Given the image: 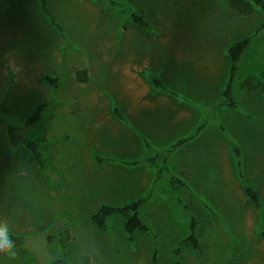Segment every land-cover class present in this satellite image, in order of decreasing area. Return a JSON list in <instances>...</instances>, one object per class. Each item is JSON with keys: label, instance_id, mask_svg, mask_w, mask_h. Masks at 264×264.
Listing matches in <instances>:
<instances>
[{"label": "rangeland", "instance_id": "rangeland-1", "mask_svg": "<svg viewBox=\"0 0 264 264\" xmlns=\"http://www.w3.org/2000/svg\"><path fill=\"white\" fill-rule=\"evenodd\" d=\"M47 1L64 35L40 0H25L18 13L0 0V230L28 239L0 264L54 257L152 264L156 254L158 264H264V11L240 14L228 0H134L150 22L145 29L99 3ZM247 36L253 41L231 84L235 107L226 106L227 51ZM83 70L86 82L77 80ZM153 77L175 96L154 87ZM44 102L28 135L40 143L46 171L5 133L7 121L22 124ZM114 105L129 125L112 114ZM200 125L165 162L143 160ZM230 142L259 205L248 198ZM95 155L112 161L97 164ZM181 172L190 189L173 187ZM151 190L140 209L149 232H135L133 242L124 216L108 218L106 229L92 224L100 205L121 207ZM192 218L202 251L183 242Z\"/></svg>", "mask_w": 264, "mask_h": 264}, {"label": "trees", "instance_id": "trees-1", "mask_svg": "<svg viewBox=\"0 0 264 264\" xmlns=\"http://www.w3.org/2000/svg\"><path fill=\"white\" fill-rule=\"evenodd\" d=\"M91 3H99L104 5L107 9L122 13L125 15L128 23L136 25L138 27H142L145 29L150 28V22L145 17L144 13L141 10H137L134 7V0H87ZM8 7L14 11V12H23L24 6H26L25 0H7ZM23 2V5H22ZM228 5L231 9L237 11L240 14H251L255 11V9H260L264 11V0H228ZM41 9L46 15L47 19L49 20L52 27H54L61 35H64V29L61 26V24L53 17V15L48 10L47 0H40ZM254 36H247L244 38H241L237 41H235L229 48H228V55L231 60L232 66L229 70V78L226 83V87L224 91L222 92V101H224L223 104L230 107H235V104L232 99L231 94V84L233 82V79L235 75L237 74L238 67L240 65L241 59L245 53V51L248 49L249 45L252 43ZM77 80L78 81H85L87 80V73L85 70L83 71H77ZM151 83L154 87L157 89L160 88V90L169 93L171 95H174V92H170L166 88L162 86V82L160 79L153 77L151 79ZM245 85H247L249 88L253 87L251 84V79L246 80ZM175 96V95H174ZM47 103H40L35 110L33 111L32 115L22 124H14L12 121H7V124L5 125V133L7 140L9 142V145L13 148L20 147L23 148L29 155L32 156L37 166L43 170H47V164L44 159V153L41 149V145L38 141L32 138L31 135H28V131L31 127L35 126L38 122L41 121L43 112L45 111L47 107ZM112 114H114L120 121L123 123L129 125V120L124 114V110L120 108L119 106H112L111 108ZM204 125H200L199 128H197V132L191 133L190 135H183L179 138H177L173 143H171L168 147L165 148V150L157 151L155 156L152 158H146L143 159L147 161V163L156 165V162L162 160L165 162L167 160V154L169 155L173 150L181 147L185 143L195 139V137L199 133L198 131L202 130ZM145 146L149 148L148 140H144ZM231 151L234 156V160L236 163L237 173L239 178H241L246 193L248 195L249 200L254 205H259V195L257 190L251 186L246 178H244L242 173V158H241V151L239 149V146L236 143L230 142ZM141 160V161H143ZM112 161V159L100 157L95 155V162L97 164H103L104 162ZM125 164H132L135 165L139 163V160L132 161L131 163L124 162ZM164 169V168H163ZM163 169H160L159 171H156L154 176V183L160 182V177L163 175ZM184 176L183 173H179V175H174L170 179L173 187H176V185H179L185 189H190V186L185 179H180V177ZM152 190L149 191L148 194H145L143 197L138 198L137 200H133L129 203H127L124 206H111L108 204H102L98 207V209L95 211V213L91 216V222L94 226H96L98 229H106L108 226V218L112 216H124V230L128 234L130 241H134V233L135 232H149L148 227L145 225V223L140 218V209L147 204L150 201ZM9 235V238L15 242V250L23 249L27 246L28 239L24 236L16 235L12 232H7ZM48 241L53 240V235L47 234L44 237ZM183 242L190 243L193 245L196 249L202 251L203 246L202 243H200L199 239L196 236V221L194 218L191 219L190 223V234L188 237H186ZM178 251V250H177ZM47 264H71L67 260L63 258H48ZM158 256L157 254L153 256L152 264H158L157 262ZM177 264H183L182 259L180 258L177 262Z\"/></svg>", "mask_w": 264, "mask_h": 264}, {"label": "clouds", "instance_id": "clouds-1", "mask_svg": "<svg viewBox=\"0 0 264 264\" xmlns=\"http://www.w3.org/2000/svg\"><path fill=\"white\" fill-rule=\"evenodd\" d=\"M0 255H7L9 259L17 257L15 242L9 238L6 230H0Z\"/></svg>", "mask_w": 264, "mask_h": 264}, {"label": "crops", "instance_id": "crops-1", "mask_svg": "<svg viewBox=\"0 0 264 264\" xmlns=\"http://www.w3.org/2000/svg\"><path fill=\"white\" fill-rule=\"evenodd\" d=\"M183 136V135H182ZM181 137V136H180ZM179 138V137H178ZM185 145V144H184ZM173 152V151H172Z\"/></svg>", "mask_w": 264, "mask_h": 264}]
</instances>
